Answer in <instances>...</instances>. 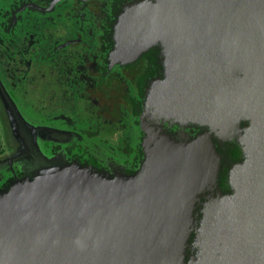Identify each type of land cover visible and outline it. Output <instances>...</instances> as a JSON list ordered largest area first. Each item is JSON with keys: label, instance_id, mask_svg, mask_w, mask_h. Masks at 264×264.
Listing matches in <instances>:
<instances>
[{"label": "water", "instance_id": "95a60500", "mask_svg": "<svg viewBox=\"0 0 264 264\" xmlns=\"http://www.w3.org/2000/svg\"><path fill=\"white\" fill-rule=\"evenodd\" d=\"M115 28L112 61L164 46L166 77L147 106L208 130L176 141L145 128L134 176L61 164L17 180L0 194V264H264V0H141ZM241 120L234 193L209 206L216 226L187 263L195 204L219 172L212 133Z\"/></svg>", "mask_w": 264, "mask_h": 264}, {"label": "flooded vegetation", "instance_id": "af4514ba", "mask_svg": "<svg viewBox=\"0 0 264 264\" xmlns=\"http://www.w3.org/2000/svg\"><path fill=\"white\" fill-rule=\"evenodd\" d=\"M141 0H0V85L18 114L41 133L49 165L78 164L107 177L134 176L145 160V128L189 141L208 130L168 118L147 106L166 77L161 42L131 61H112L124 6ZM248 120L229 134L212 133L218 177L199 195L185 262L196 261L215 221L206 211L234 193L232 168L245 160ZM26 161L0 169V194L31 178Z\"/></svg>", "mask_w": 264, "mask_h": 264}, {"label": "rangeland", "instance_id": "374dc122", "mask_svg": "<svg viewBox=\"0 0 264 264\" xmlns=\"http://www.w3.org/2000/svg\"><path fill=\"white\" fill-rule=\"evenodd\" d=\"M43 133L25 121L4 93L0 85V169L26 161V171L30 176L52 172L59 164L49 165L38 139Z\"/></svg>", "mask_w": 264, "mask_h": 264}]
</instances>
